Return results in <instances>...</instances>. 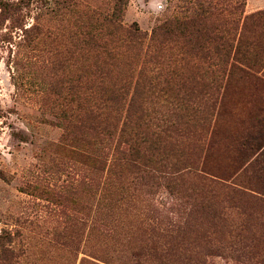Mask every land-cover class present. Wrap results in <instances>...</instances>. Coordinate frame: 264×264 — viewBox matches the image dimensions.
<instances>
[{
	"label": "rangeland",
	"instance_id": "374dc122",
	"mask_svg": "<svg viewBox=\"0 0 264 264\" xmlns=\"http://www.w3.org/2000/svg\"><path fill=\"white\" fill-rule=\"evenodd\" d=\"M259 13L264 0H0V264H264V210L234 207L227 239L206 216L185 227L156 183L93 164L95 98L116 84L128 100L139 84L148 113L186 100L189 163L243 172L264 132V89L214 71L240 42L262 55ZM112 15L140 42L111 38ZM165 22L170 33L152 37ZM107 182L126 191L103 216Z\"/></svg>",
	"mask_w": 264,
	"mask_h": 264
},
{
	"label": "trees",
	"instance_id": "16d2710c",
	"mask_svg": "<svg viewBox=\"0 0 264 264\" xmlns=\"http://www.w3.org/2000/svg\"><path fill=\"white\" fill-rule=\"evenodd\" d=\"M261 15L264 13H259L256 17ZM109 23L112 28L109 36L113 39L122 33L127 42L137 43L142 39V35L138 36L136 31L122 27L120 15H112ZM176 24L178 25V22ZM168 25L165 22L157 26L152 37H155L157 32L169 34ZM190 54L197 57L202 55V51L191 49ZM218 54L221 69L214 71L215 73L237 78L239 84L249 82L264 89V49L261 56H253L240 42L234 53L224 51ZM262 60V65L258 66ZM102 85L105 86L104 83ZM107 86V90H101L103 97L95 98L97 107L94 118L96 135L93 164L96 175L104 171L111 175L119 170L121 176L127 173L128 179L140 182L139 186L148 187L156 183L170 194L174 209L185 215L180 216V219L186 217L182 222L185 227L191 219L206 216L209 222H217L221 226L223 235L228 236L227 239L231 235V210L234 207L245 208L246 205H251L264 210V132L258 140L261 142L255 141L258 144L256 147H246L243 155L247 156L248 151L253 150L255 158L243 172L240 173V169L232 173L236 163L231 161L229 169L223 175L209 174L203 169H197L195 163H189L184 146L189 114L183 97L173 99L172 110L161 114L148 113L142 109L144 102L139 84H135L128 100L126 87H118L116 84ZM125 106L128 107L126 111L120 109ZM103 184L108 188L102 187V183L98 185L97 214L109 216L113 205L117 210L121 209V196L126 190L117 187L115 183ZM118 194L120 199L115 198ZM186 211L189 213L184 214ZM247 220L250 219L247 217ZM251 222L254 224L249 221ZM169 237L163 234V240ZM133 249L142 251L137 244ZM171 250L172 248L162 249V257L160 255L158 259H166ZM139 255L137 252L133 256L137 258Z\"/></svg>",
	"mask_w": 264,
	"mask_h": 264
}]
</instances>
